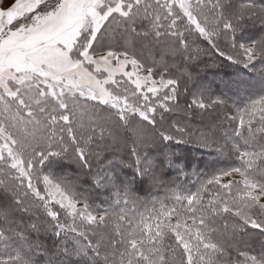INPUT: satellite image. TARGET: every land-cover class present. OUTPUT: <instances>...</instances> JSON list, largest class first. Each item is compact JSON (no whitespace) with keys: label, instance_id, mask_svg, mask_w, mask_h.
Instances as JSON below:
<instances>
[{"label":"snow or ice","instance_id":"1","mask_svg":"<svg viewBox=\"0 0 264 264\" xmlns=\"http://www.w3.org/2000/svg\"><path fill=\"white\" fill-rule=\"evenodd\" d=\"M0 264H264V2L0 0Z\"/></svg>","mask_w":264,"mask_h":264},{"label":"trees","instance_id":"2","mask_svg":"<svg viewBox=\"0 0 264 264\" xmlns=\"http://www.w3.org/2000/svg\"><path fill=\"white\" fill-rule=\"evenodd\" d=\"M264 2V0H257V3H262ZM227 71L229 72H234L236 71L235 69H227ZM178 151H180L182 154L184 155H187L189 157V159H192V158H195L196 161H193L194 165L196 162L199 163V161H205V160H208L210 159L208 157L207 154H202V155H198V156H195L194 157V153H195V150L191 147V146H188V145H180L179 148H178ZM220 166H226V165H220ZM201 169H203V165L200 164L199 166ZM196 180V177H190L189 180L187 181L186 183V187L188 188H191L192 191H195V187L198 186H194V181ZM165 193L163 190L155 193V195H158V196H163ZM103 195H105L104 193H100V197L102 198ZM141 195H144V193L142 192ZM97 203H99V200H97Z\"/></svg>","mask_w":264,"mask_h":264}]
</instances>
